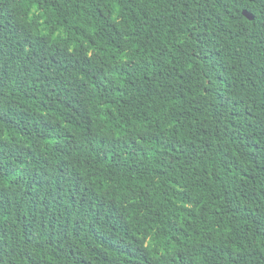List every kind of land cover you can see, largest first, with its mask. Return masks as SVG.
I'll return each mask as SVG.
<instances>
[{"label": "trees", "instance_id": "trees-1", "mask_svg": "<svg viewBox=\"0 0 264 264\" xmlns=\"http://www.w3.org/2000/svg\"><path fill=\"white\" fill-rule=\"evenodd\" d=\"M0 264H264V0H0Z\"/></svg>", "mask_w": 264, "mask_h": 264}, {"label": "water", "instance_id": "water-1", "mask_svg": "<svg viewBox=\"0 0 264 264\" xmlns=\"http://www.w3.org/2000/svg\"><path fill=\"white\" fill-rule=\"evenodd\" d=\"M244 14H245L248 18H250V19H253V18H254V16H253L250 12H248V11H246V10H244Z\"/></svg>", "mask_w": 264, "mask_h": 264}]
</instances>
